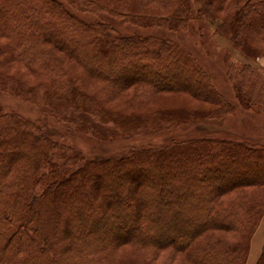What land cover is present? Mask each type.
Here are the masks:
<instances>
[{
	"label": "trees",
	"instance_id": "trees-1",
	"mask_svg": "<svg viewBox=\"0 0 264 264\" xmlns=\"http://www.w3.org/2000/svg\"><path fill=\"white\" fill-rule=\"evenodd\" d=\"M120 2L124 4L0 0V36L7 60L24 64L37 79L33 83L9 74L1 69L0 59V88L75 124L77 119H70L74 114L112 121L129 136L160 134L180 121L236 111L196 57L179 43L154 35H116L109 23L88 22L67 7L172 29L196 17L192 0ZM203 2L197 17L221 18L217 29L229 34L247 57L264 54V0ZM150 4L168 13L136 10L154 9ZM56 52L76 61L82 71L74 73L63 65ZM249 71L243 65L238 75L245 79ZM88 77L102 82L100 89L89 92L84 85ZM130 86L143 87L144 97L186 93L214 107L171 110L146 126L153 114L108 107L117 92ZM236 91L240 103L251 107L247 94ZM259 101L264 104V88ZM72 150L36 122L0 106V264H107L104 253L122 243L184 250L196 264L247 262L264 215V142L192 137L94 159L81 152L69 154ZM62 151L68 152L63 162L57 159ZM150 161L156 166L145 167ZM103 174L111 180L104 186ZM145 178L152 183L144 184ZM232 192L236 195L228 198ZM231 230L236 231V240L217 234L199 240L206 231ZM256 264H264V246Z\"/></svg>",
	"mask_w": 264,
	"mask_h": 264
},
{
	"label": "rangeland",
	"instance_id": "rangeland-1",
	"mask_svg": "<svg viewBox=\"0 0 264 264\" xmlns=\"http://www.w3.org/2000/svg\"><path fill=\"white\" fill-rule=\"evenodd\" d=\"M106 1L124 4L120 0ZM192 3L194 5L193 15L195 14L196 17L187 21L178 29H172L167 25L146 26L132 23L105 11H79L68 4L67 7L88 22L109 23L115 30L116 35H154L172 39L179 43L183 49L196 57L199 65L210 75L216 88L236 106V111L223 117H194L192 120L186 122L180 121L171 131L167 130V132L165 131L160 134L145 136L136 133L129 136L119 131V128L112 121L107 122L106 120L103 122L99 119L96 120L91 114H79V116H77L78 114H74L70 119H77L75 124L63 117L51 115L40 104L14 95L2 88H0V106L5 112H17L42 126L52 138L73 148L69 154L81 152L88 159L114 156L133 148L157 147L158 145L170 142L172 139L207 136L227 137L225 135L226 131L236 136L243 135L256 140H264V135H260L264 134V104H261L259 101V96L264 88V54L254 58L247 57L242 47H236V44L231 41L229 34L220 32L217 29V26L222 21L221 18L212 21L204 15L197 17L199 8L204 3L203 0H192ZM148 6H153L154 9L149 10L147 7H144V9L138 8L136 10L151 14L157 13L156 15L168 13L166 9H159L156 5L150 4ZM4 42L5 40L0 36L1 69H6L9 74L26 77L33 83L36 82L37 79L29 73L24 64L19 63L17 60H7V51L3 50L5 46ZM56 54L57 56L59 55L62 64L70 67L74 73L82 71L81 66L73 59L67 58L58 52ZM243 65H248L250 68L245 79L241 75H238L243 69ZM242 74L245 73L242 72ZM160 79L168 82L163 77H160ZM101 83L91 77L84 79V85L89 92L94 91L95 88L100 89ZM237 88L247 94L253 103L251 107L249 104L243 106L240 103V98L236 91ZM143 90L144 88L141 86L125 88L117 92L119 94L107 102L108 107L124 113L153 114L145 122L146 126H152L157 116H160L161 113H169L171 110L210 111L214 107L209 102L186 93L157 92L155 94L150 93V97H144L142 95L144 93ZM231 137L235 136L231 135ZM66 154L68 152L62 151L57 155V159L63 162ZM153 163L154 161H150L149 164L144 165L145 167H150ZM154 165L156 166V161ZM102 179V186L109 184L111 181L105 174H103ZM146 179L148 178L142 180L144 184L152 183V181L150 182ZM97 186L98 184L95 183L93 189H96ZM249 189L245 188L244 190L249 191ZM235 195L236 193L232 192L227 197L232 198ZM100 202L103 205L102 208H105L106 199L103 198ZM99 209L101 210V208ZM263 218L264 215L255 234L260 228ZM131 223L134 224L135 221H131ZM89 231L93 230L88 229L87 232ZM214 234L227 236L231 240L237 239L236 231L231 230L224 232L206 231L200 236L199 240L200 242L208 241L214 237ZM263 240L264 226L259 229V233L257 234L256 243L258 252L256 256L260 255L259 251L262 248ZM104 254H106L107 264H196L186 258V251L184 250H170L168 247L156 248L132 243L115 245L111 249H107ZM257 258L249 262L256 264ZM246 261L245 264H248V259Z\"/></svg>",
	"mask_w": 264,
	"mask_h": 264
},
{
	"label": "crops",
	"instance_id": "crops-1",
	"mask_svg": "<svg viewBox=\"0 0 264 264\" xmlns=\"http://www.w3.org/2000/svg\"><path fill=\"white\" fill-rule=\"evenodd\" d=\"M245 116V115H244ZM225 135L227 136V137H229V138H244V139H249V140H253V141H260V142H264V140H256V139H253L252 137H248V136H243V135H239V136H236L235 134H233V133H230V132H227L226 131V133H225ZM231 135L233 136H235V137H231ZM257 135H259V134H257ZM260 135H264V134H260ZM263 226H264V218H263V220H262V223H261V226H260V228L259 229H261V228H263ZM259 229H258V233H259ZM256 232V234L254 235V237L252 238V243H251V249H250V254H249V258H248V264H251V262H249V261H254L255 259H256V257H259V256H256V254H257V243H256V238H257V233ZM264 246V240H263V245H262V247ZM261 250H262V248H261ZM261 250L259 251V253H261ZM258 259V258H257Z\"/></svg>",
	"mask_w": 264,
	"mask_h": 264
}]
</instances>
